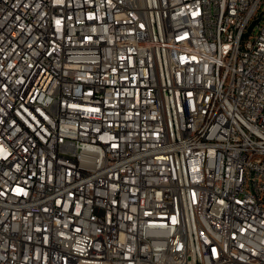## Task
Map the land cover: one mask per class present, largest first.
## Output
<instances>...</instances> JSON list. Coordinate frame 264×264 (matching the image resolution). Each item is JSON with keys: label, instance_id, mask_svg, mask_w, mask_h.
Returning a JSON list of instances; mask_svg holds the SVG:
<instances>
[{"label": "built area", "instance_id": "obj_1", "mask_svg": "<svg viewBox=\"0 0 264 264\" xmlns=\"http://www.w3.org/2000/svg\"><path fill=\"white\" fill-rule=\"evenodd\" d=\"M0 264H264V0H0Z\"/></svg>", "mask_w": 264, "mask_h": 264}, {"label": "water", "instance_id": "obj_2", "mask_svg": "<svg viewBox=\"0 0 264 264\" xmlns=\"http://www.w3.org/2000/svg\"><path fill=\"white\" fill-rule=\"evenodd\" d=\"M260 20V18H258L256 21H254L251 26L249 27L248 29V33L245 34V37H247L252 31H253V28L255 27L256 23Z\"/></svg>", "mask_w": 264, "mask_h": 264}]
</instances>
